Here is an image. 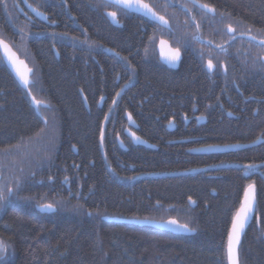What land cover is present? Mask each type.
<instances>
[{
    "label": "trees",
    "instance_id": "16d2710c",
    "mask_svg": "<svg viewBox=\"0 0 264 264\" xmlns=\"http://www.w3.org/2000/svg\"><path fill=\"white\" fill-rule=\"evenodd\" d=\"M140 2L155 16L116 0H0V264H228L249 185L240 264H264V47L227 32L264 39V0Z\"/></svg>",
    "mask_w": 264,
    "mask_h": 264
},
{
    "label": "water",
    "instance_id": "95a60500",
    "mask_svg": "<svg viewBox=\"0 0 264 264\" xmlns=\"http://www.w3.org/2000/svg\"><path fill=\"white\" fill-rule=\"evenodd\" d=\"M128 11H132L135 14L141 15V16H145V17H149L150 13L149 12H145L141 7H139L137 4L136 5H132V7H128L127 8ZM228 32L230 35H234L235 31L232 28H228ZM241 38L244 39H248V40H253L256 43L264 46V40L258 41L255 40L252 36H241ZM11 49V48H9ZM12 50V49H11ZM8 66L11 69V72L13 73V75L18 78L21 79L22 83H25V81L23 80L22 77V73L20 70H18L17 68H19L20 66H24L25 63L21 62L19 59H9V61L7 62ZM18 71V72H17ZM32 102L34 104V99L33 97L30 95ZM36 109L38 108V106L35 107ZM259 143V142H257ZM257 143H253L250 145H232V146H223V147H211V148H206V149H202L199 151V153H215V152H228V151H234V150H243V149H247L250 147H253L254 145H256ZM254 186V192H255V203L253 205V211L252 213L249 215V219L246 221L245 226L243 231L240 234V243L238 245V253H239V247L241 245V242L243 240V236L244 233L246 232L249 224L251 223L252 219L255 218L256 216V211H257V196H256V187ZM248 190V188L246 189V191ZM245 191V192H246ZM244 203V197L242 200L241 205ZM240 208L238 209L237 213L240 211ZM38 211L41 213H52L55 211L54 207L52 209H46L42 206L38 207ZM236 213V214H237ZM236 219V215L233 219L232 225L235 222ZM104 222L107 223H115V224H125V225H134V226H142V227H150V228H154L160 231H164V232H169L172 233L174 235H180V236H191L194 235L195 232L191 231L187 226L180 224L178 221L176 220H167L164 222H159V221H154V220H143V219H120V218H111V217H104L103 218ZM232 234V226H231V230H230V235ZM227 253H228V243H227ZM227 263L231 264V262L228 260V255H227ZM239 264H240V256H239Z\"/></svg>",
    "mask_w": 264,
    "mask_h": 264
},
{
    "label": "snow or ice",
    "instance_id": "6c2138e0",
    "mask_svg": "<svg viewBox=\"0 0 264 264\" xmlns=\"http://www.w3.org/2000/svg\"><path fill=\"white\" fill-rule=\"evenodd\" d=\"M118 3H123L126 7H132L133 3L137 4L139 7L147 10L149 13L155 16V13L152 12L151 8L147 4H141L140 0H116ZM114 15V13L112 14ZM158 19L163 21V17H158ZM2 43V41H0ZM6 47V46H5ZM174 59H179V52L177 51ZM209 67L212 65L209 63ZM27 79L25 78V84H27ZM255 203V192L254 186L249 185L248 190L244 193V203L241 205L240 211L236 214L235 222L232 225V234L228 237V260L231 264H239V253L238 245L240 243V234L244 229L246 221L249 219V215L253 211V205ZM46 209H52L51 204L42 206ZM0 250L2 246H0Z\"/></svg>",
    "mask_w": 264,
    "mask_h": 264
},
{
    "label": "flooded vegetation",
    "instance_id": "af4514ba",
    "mask_svg": "<svg viewBox=\"0 0 264 264\" xmlns=\"http://www.w3.org/2000/svg\"><path fill=\"white\" fill-rule=\"evenodd\" d=\"M140 3H141V2H140ZM141 4H143V3H141ZM120 5H121L122 7H124V8L127 10L128 7H126L123 3H120ZM133 5H136V4L133 3ZM19 12H21V11H19ZM146 12H147V11H146ZM140 16H141V15H140ZM146 18H147V17H146ZM148 18H151V16L148 17ZM19 31H20V30H19ZM238 35H245V34H238ZM235 37H236V35H235ZM0 44H1V43H0ZM1 45H2V44H1ZM10 50H11V49H10ZM8 55H9V56L5 58V62H6V64H7V65H6L7 67H9V66H8V63H7V62L9 61V59H13V58L15 59V57H16V56L13 54V52H10ZM16 58H17V57H16ZM9 68H10V67H9ZM20 68H21V66L19 65V68H17V69L20 70ZM17 72H18V71H17ZM20 84L23 85V83H22L21 81H20ZM23 86H24V85H23ZM26 88H28V87H26ZM26 88H25V89H26ZM228 116H233V115H232V114H228Z\"/></svg>",
    "mask_w": 264,
    "mask_h": 264
},
{
    "label": "bare ground",
    "instance_id": "6f19581e",
    "mask_svg": "<svg viewBox=\"0 0 264 264\" xmlns=\"http://www.w3.org/2000/svg\"><path fill=\"white\" fill-rule=\"evenodd\" d=\"M143 9V8H142ZM145 12H146V10L145 9H143Z\"/></svg>",
    "mask_w": 264,
    "mask_h": 264
}]
</instances>
